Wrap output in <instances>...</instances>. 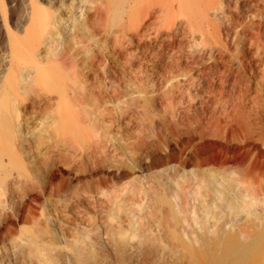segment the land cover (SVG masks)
Returning a JSON list of instances; mask_svg holds the SVG:
<instances>
[{"label":"bare ground","instance_id":"obj_1","mask_svg":"<svg viewBox=\"0 0 264 264\" xmlns=\"http://www.w3.org/2000/svg\"><path fill=\"white\" fill-rule=\"evenodd\" d=\"M81 2L80 16L64 28V34L72 33L68 41L58 32L62 17H51V9L41 11L35 4L30 16L33 26L24 38L8 31L12 50L21 47L40 56L33 65H23L14 51L7 74L0 78V243L6 236L16 242L14 223L39 210L45 185L62 167L87 178L83 194H105L99 173L112 152L119 150L116 135L124 126L135 131L131 138L139 147L132 158L141 162L146 155L151 167L156 165L154 149L165 138L159 129L172 137L202 139L214 131L219 138L231 133L235 151L247 152L246 164L264 165V0H180L177 12L173 4L160 0H106L94 6L89 0ZM90 25L105 27L112 41L85 47L78 36L89 35ZM115 25H119L116 30ZM127 83L141 94L137 101L142 105L136 108L132 102L116 112L103 108L123 97ZM55 97L58 114L43 116L37 127L25 133L26 114L46 111L55 105ZM28 137L39 149L47 145L42 171L31 168ZM250 168L225 171L234 179L249 180L253 189L245 187L246 196L254 201L264 195V173L256 176ZM169 173L166 169L153 177ZM207 173L218 176L210 170L193 171V184H204L200 178ZM75 189L66 185L63 192ZM242 202L244 209L250 205ZM37 232L24 228L20 238L42 264H62L58 243L41 245ZM263 242V234L251 242L218 235L202 237L196 250L208 255L210 264H233L260 254Z\"/></svg>","mask_w":264,"mask_h":264},{"label":"rangeland","instance_id":"obj_2","mask_svg":"<svg viewBox=\"0 0 264 264\" xmlns=\"http://www.w3.org/2000/svg\"><path fill=\"white\" fill-rule=\"evenodd\" d=\"M105 1L89 0V3L94 6ZM160 1L173 4L176 12L179 9L180 0ZM33 4L41 11L51 9V17H62L63 23L58 31L62 37L66 35L64 28L70 26L74 17L80 16V7L84 5L81 0H0L2 79L10 68L14 51L20 57L17 62L23 65H33L34 58L40 56L33 50L21 47L12 50L8 41V31L21 40L26 29L33 26L30 21ZM169 7L171 9L172 6ZM209 18L218 24L219 21L212 14ZM127 19L126 14L124 21ZM118 26L115 25L114 30ZM104 29L91 26L92 32L87 36H78V39L88 48L104 46L108 39H113L112 36H106ZM55 37H58L57 33ZM68 39H72L71 32L64 37L65 41ZM46 44L44 42L41 47L44 49ZM229 52H233V49L229 48ZM133 89L136 88L131 83L124 84L125 97L113 99L112 104L102 105L103 108L116 112L131 107L132 102L139 108L142 103L137 101V97L141 94ZM54 100L52 103L55 105L48 107L46 111L31 110L26 114L27 124L23 128L25 133L37 127L43 116L58 114L57 97ZM124 127L116 135L119 150L112 152L111 158L99 173V177L103 176L100 181L104 183L107 192L99 195L83 194L82 188L87 185V178L72 175L66 167L56 171L57 175L45 185L39 199V210L29 213L25 220L14 223L16 242L9 241L6 236L4 242L0 243V264H42L31 252L30 246L20 238V231L24 228L32 232L41 229V232H37L41 245L51 240L56 241L62 264L65 263L64 258L69 264H210L209 256L196 250L202 237L214 239L220 235L224 239L235 237L242 242H251L258 235H264V195L253 201L252 197L246 196L247 191L253 189L249 180L234 179L235 176L232 177L225 171L226 167L250 166L256 176H262L264 165L246 164L247 152L244 149L241 152L235 151L231 133L226 132L219 138L214 131L206 139H202L190 135L172 137L165 130L159 129L161 136L165 138L154 149L152 156L156 165L151 167L146 155L142 156L141 162L132 158L135 154L138 155L139 148L134 146V139L131 138L135 131ZM25 146L29 162L34 164L31 168L42 171L47 145L40 148L41 153L37 144L28 137ZM217 168L220 174L223 173L221 176ZM166 169L170 173L164 178L153 177L154 173ZM202 170L213 171L218 176L214 177L210 172L200 178L202 182L205 181L204 184H193L194 180L190 178L193 171ZM180 176L183 179L186 177V180ZM177 181L180 183H175ZM242 182L246 183L245 186ZM66 185L76 188L75 191L64 193ZM245 187L248 188L247 191ZM183 191L190 193L186 196ZM242 201L249 202L248 211L247 207H240ZM191 244L194 250L191 249ZM261 245L260 254L233 264H264V242Z\"/></svg>","mask_w":264,"mask_h":264}]
</instances>
